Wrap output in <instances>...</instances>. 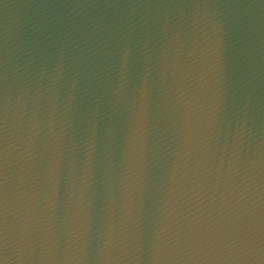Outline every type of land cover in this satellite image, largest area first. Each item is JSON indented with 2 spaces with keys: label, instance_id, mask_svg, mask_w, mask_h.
I'll return each mask as SVG.
<instances>
[{
  "label": "water",
  "instance_id": "1",
  "mask_svg": "<svg viewBox=\"0 0 264 264\" xmlns=\"http://www.w3.org/2000/svg\"><path fill=\"white\" fill-rule=\"evenodd\" d=\"M0 264H264V0H0Z\"/></svg>",
  "mask_w": 264,
  "mask_h": 264
}]
</instances>
